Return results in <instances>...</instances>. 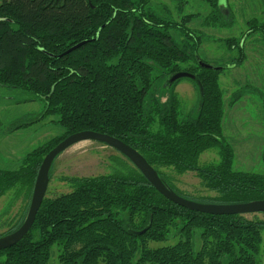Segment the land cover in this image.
<instances>
[{
	"label": "trees",
	"instance_id": "16d2710c",
	"mask_svg": "<svg viewBox=\"0 0 264 264\" xmlns=\"http://www.w3.org/2000/svg\"><path fill=\"white\" fill-rule=\"evenodd\" d=\"M201 1L212 8L202 26L232 25V15L228 19L219 0ZM149 3L0 0V86L40 100L43 110L33 121L53 115L51 121L63 129L26 153L17 170L0 169V197L19 184L28 189L29 199L18 223L0 236L24 221L43 157L68 135L84 130L107 134L138 151L180 196L159 167L194 172L216 193L197 202L264 199V175L234 170L233 149L222 137L224 92L219 74L226 66L198 65L202 34L187 26L194 15L175 21L166 7L162 16ZM246 25L245 35L263 32L264 40V21ZM222 41L228 49L239 48L236 60L241 62L244 53L238 39ZM79 42L84 43L64 53ZM179 71L194 74L202 87L200 95L190 80L199 101L194 113L185 116L179 114L174 92L163 101L155 93L157 80L166 81ZM208 149H216L219 160L200 165L199 156ZM130 164L127 172L62 177L72 190L44 196L26 235L0 251V264H48L53 246L58 264H258L264 219L183 208L163 197ZM171 234L178 238L174 244L149 246ZM194 236L200 243L197 250Z\"/></svg>",
	"mask_w": 264,
	"mask_h": 264
},
{
	"label": "rangeland",
	"instance_id": "374dc122",
	"mask_svg": "<svg viewBox=\"0 0 264 264\" xmlns=\"http://www.w3.org/2000/svg\"><path fill=\"white\" fill-rule=\"evenodd\" d=\"M222 12L232 15V25L225 28L202 26L203 18L212 8L201 0H150L149 6L157 14L165 15L166 7L173 20L179 21L186 14L195 17L187 26L201 32L202 43L199 57L209 65L226 66L219 74V84L223 90L224 114L222 118V137L233 149V169L236 171L264 175V40L263 32H247V21L263 24V0H221ZM229 19V17H228ZM175 35V31H172ZM236 37L244 58L237 63L239 48L228 49L223 39ZM172 92L178 100L180 116L193 114L199 96L189 79L179 80L173 87L166 81L157 80L155 93L163 101ZM232 101V98H234ZM43 103L26 91L0 86V169L17 170L22 158L32 149L42 145L63 129L51 120V115L38 119ZM33 121L31 124L16 125ZM85 142V143H84ZM79 144V145H78ZM216 149L204 151L198 159L200 165L217 163ZM132 165L115 149L91 140L73 144L55 158L51 165V177L45 191L46 197H53L72 190L62 177H84L109 174L114 171L127 172ZM160 174L176 187L179 192L195 201L201 197L215 196L207 190L194 172L176 173L172 168L159 167ZM28 189L16 185L0 197V235L13 228L20 220L28 204ZM245 217L264 219V213L245 214ZM177 237L150 242L149 246L160 247L174 244ZM194 249L199 248V239L193 238ZM3 257H0V261ZM258 264H264V229L257 256ZM48 264H58L56 246L52 247Z\"/></svg>",
	"mask_w": 264,
	"mask_h": 264
},
{
	"label": "water",
	"instance_id": "95a60500",
	"mask_svg": "<svg viewBox=\"0 0 264 264\" xmlns=\"http://www.w3.org/2000/svg\"><path fill=\"white\" fill-rule=\"evenodd\" d=\"M221 0H219L220 2ZM221 3V2H220ZM84 42H79L64 53H69L72 50L77 49ZM199 66L204 68H217L213 65H209L197 58ZM179 79H189L194 81L198 88L200 95H202V87L200 82L196 79V76L187 71H179L172 74L167 80L166 84L171 85L173 82ZM91 140L102 144H105L126 157L148 180V182L167 200L191 211L201 212L212 215H245L252 213H264V199L254 200L250 202L237 203V204H216V203H202L191 199H187L177 194L173 189L169 188L159 177L157 171L148 164L146 159L135 149L126 145L124 142L117 138L109 136L107 134H101L91 130H84L75 132L68 135L58 144H56L47 154L43 157L41 164L38 168L36 178L33 184V190L30 198L29 207L26 217L22 224L13 232L0 236V251L7 249L17 242H19L31 228L36 213L43 201L45 191L49 181L50 167L58 155L73 144L83 141Z\"/></svg>",
	"mask_w": 264,
	"mask_h": 264
},
{
	"label": "bare ground",
	"instance_id": "6f19581e",
	"mask_svg": "<svg viewBox=\"0 0 264 264\" xmlns=\"http://www.w3.org/2000/svg\"><path fill=\"white\" fill-rule=\"evenodd\" d=\"M85 143V142H84ZM79 145V144H78Z\"/></svg>",
	"mask_w": 264,
	"mask_h": 264
}]
</instances>
